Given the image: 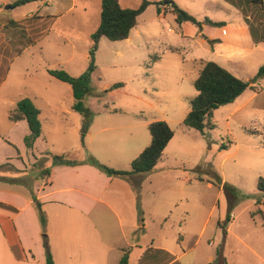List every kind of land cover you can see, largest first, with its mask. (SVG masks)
Masks as SVG:
<instances>
[{
	"label": "rangeland",
	"instance_id": "obj_1",
	"mask_svg": "<svg viewBox=\"0 0 264 264\" xmlns=\"http://www.w3.org/2000/svg\"><path fill=\"white\" fill-rule=\"evenodd\" d=\"M36 1L31 0V7L15 10L6 9L0 2V23L6 17L9 21H20L29 13L40 12L31 17L29 24L17 25L8 34L19 36L22 40L28 37L29 32L37 40L47 35L41 44L34 47L33 50L38 53L32 56L31 61L41 62L44 50L52 69L67 67L68 70H64L70 75H82L89 66V50L93 44L91 36L101 22L102 1ZM207 1V15L213 21L230 22L242 20L244 16L240 9L224 0H179V3L187 2L197 11L199 6L195 3ZM235 1L244 9L254 31V47L240 34L244 55L231 59L218 57L212 51L215 44L183 37L173 15L159 16L154 5L140 16L138 26L133 29L128 41L101 40L96 53L97 69L92 77V95L84 103L94 118L136 121L140 128L132 132L146 145L151 142L146 124L158 120L170 121L176 135L165 150L162 166L167 172L161 173L157 178L161 179L158 185L153 186L162 194L156 192V196L149 193V196L156 202L162 195L165 205L162 209L166 210V218L169 219L166 225L168 241L177 245L182 237L187 247L194 248L185 259L194 256L196 261L205 262L224 247L229 264H263L260 259H264V220L254 219L252 214L261 210L262 213L257 214L264 216V195L257 188L259 179L264 178V80L255 84L256 89L244 92L237 102L216 110L213 120L215 129L206 130L203 135L183 125L189 101L197 95L194 81L202 68L199 59L217 62L245 81L252 80L264 66V42L259 39L264 36V7L248 4V0ZM48 2L52 11L60 9L65 13L52 25L47 19L42 21V15L48 17ZM121 2L128 8H138L142 0ZM73 3L76 8L68 11ZM217 4H222L226 10ZM165 6L168 7V4L159 8ZM208 32L211 34L210 30ZM236 36L231 33V37ZM64 37L69 40L64 41ZM41 46L44 47L42 51ZM170 47L178 50L172 51ZM155 55L161 60L149 68ZM16 65L14 70L25 66ZM120 82L126 84L125 88L110 89ZM33 91H39L46 97L52 96V102L44 98L34 102L41 112L40 121L48 154L33 165L40 170L39 173L34 171L37 178L42 175L44 167L50 169L52 156L94 157L87 147V132L85 148L82 145L85 118L73 108L75 100L70 85L55 80L43 69L34 77L17 74L0 94V101L34 94ZM105 161L101 163L111 168L114 167L107 161L116 165L113 160ZM0 172L17 173L18 170L4 166ZM225 185L233 190L234 197L225 190ZM230 208L232 211H229ZM228 216L231 221L236 219L233 234L241 235L254 252L240 246L232 234L225 238L219 222L223 227L227 226Z\"/></svg>",
	"mask_w": 264,
	"mask_h": 264
},
{
	"label": "crops",
	"instance_id": "obj_2",
	"mask_svg": "<svg viewBox=\"0 0 264 264\" xmlns=\"http://www.w3.org/2000/svg\"><path fill=\"white\" fill-rule=\"evenodd\" d=\"M17 1L0 0L6 9L12 10L31 7L32 4L29 2L19 7H13ZM157 1L160 0L152 2ZM174 1L180 8L183 7L197 19L202 16L201 19H198L199 21L208 18V1L195 3L199 6L197 11H194L187 2L180 4L179 0ZM35 2L37 1L35 0ZM49 2L46 4L48 17L42 15V21L47 19V22L52 25L59 21L65 13L60 9L52 11V6H48ZM119 2L122 7L128 8L123 5L121 0ZM152 6L154 5H150L148 8ZM217 6L226 10L222 4H217ZM165 7L160 9V13L157 7L159 16L172 14L175 20L172 7ZM74 8H76L75 3L68 11ZM0 11L2 10L0 9ZM38 13L40 12L29 13L20 21L15 19L9 21V17H6V20L0 23V94L6 89L14 75L25 74L34 77V74H37L41 69L50 75L48 70L52 69V65L46 60L48 56L43 50L44 47L41 46V51L43 50V52L40 51L41 62L31 61L32 56L38 53L33 50L34 47L38 43L41 44L42 39L45 40L44 37L47 35L37 40L29 32L28 37L22 40L19 36L8 34L9 30L16 29L17 25L29 24L28 21L31 17ZM219 22H225L226 26L214 28L203 25L201 31L189 22L181 25L176 23L185 38L199 39L201 43L219 40L220 43H216L212 48L213 54L218 57L231 59L244 55L245 49L241 36L247 43L251 42L252 47L255 46L252 43L254 39L252 30L244 16L242 20ZM209 30L211 34L208 32ZM133 31L129 38L123 41H128ZM232 32L237 36L231 37ZM202 36L207 37V40ZM66 39L69 40L67 37H64L63 40L66 41ZM169 49L178 50L174 47ZM156 56L158 58L153 61ZM152 57V61L148 65L149 68L161 60L158 55ZM199 60L200 64L202 61H207ZM36 63H38L37 66ZM16 64L25 66L17 67L18 70H14ZM62 68L68 70L67 67ZM18 86L19 83L16 89ZM33 92L34 94L25 95L33 103L39 98L52 102L51 95L46 97L39 91ZM25 96L0 101V122L9 121L8 125L6 122L0 124V166H10L18 170L17 173L0 172V264H47L45 241L49 244L55 264H122L124 259L127 260L125 264H211L216 260L217 253L214 256L210 255L205 262L196 261L194 256L185 259L188 253H193L194 248L187 247L182 237L178 239L177 245L170 243L166 238L168 231L166 225L169 224V219L166 218V210L162 209L165 206L161 199L162 195L156 202L149 196V193L156 196H158L156 192L161 193L158 188L153 189V186L158 185L161 180L157 179L160 174L167 172L162 166L166 149L155 169L145 175H134L129 178L109 177L88 164L86 160L89 157L83 155L80 157L65 156L68 160L77 162V165H52L50 169L44 167L42 170H48L49 174L40 175L37 178V175L34 174L36 168L33 165L48 155L45 135L42 131L34 147L29 149L25 143L26 136L30 134L27 121L12 122L9 118L10 113L16 109L18 102ZM190 101L187 115L190 112ZM165 122L171 127L170 121L166 120ZM151 123L146 124L148 131ZM137 128H140L137 122L127 118L108 120L95 117L86 134L88 150L98 162L105 163V160H113L116 165L112 164V161H107L114 167L113 169L129 171L132 162L150 145L137 139L132 132ZM83 147L85 148V143ZM36 171L40 172V170ZM194 181L198 182L199 180ZM138 185L140 186L139 195L135 188ZM34 197L40 202L46 216L45 228L42 226L39 211L33 201ZM138 205L142 211L141 221ZM257 213L261 214L262 211H254L253 218L264 220V216L260 217ZM230 221L223 229L225 238L227 239L232 234L239 241L240 246L254 252L241 235L233 234L236 219ZM221 249L225 257L224 247ZM260 260L264 264V259Z\"/></svg>",
	"mask_w": 264,
	"mask_h": 264
},
{
	"label": "trees",
	"instance_id": "obj_3",
	"mask_svg": "<svg viewBox=\"0 0 264 264\" xmlns=\"http://www.w3.org/2000/svg\"><path fill=\"white\" fill-rule=\"evenodd\" d=\"M234 7L240 9L245 21L250 26L252 34L254 36L253 28L249 23V18L245 14L244 9L235 0H226ZM31 2V0H18L13 7H19ZM167 3L172 7V13L175 15L176 22L181 25L189 22L195 25L200 31L203 25H207L214 28H222L226 26L225 22H215L210 18H205L203 21H199L195 16L191 15L186 10L180 8L174 0H161L152 2L149 0H143L138 8H124L120 4L119 0H102V12L101 22L97 30L92 34V47L89 50V66L87 70L80 76L74 77L63 69H50L48 73L62 81L69 84L73 90L74 96V110L81 113L84 116V129L82 133V145L84 146L85 134L88 131L92 121L93 114L85 106V99L92 95V77L97 69L96 66V53L99 48V42L101 38L105 37L112 42L123 41L129 38L131 31L138 25V18L146 11L150 5H156L158 12L160 13L159 6ZM248 4L255 5L259 8L264 7V0H248ZM207 40V37L202 36ZM264 41V36L260 37ZM220 43L219 40L209 41L210 45ZM158 58L154 57L153 61ZM202 69L199 72L197 79L194 82V86L198 92L197 96L190 101V112L186 116L183 125L187 128L194 129L201 134H205L206 130H213L216 128L214 124V113L221 107L234 103L246 90L256 89L255 84L264 79V66H262L257 75L250 81H245L232 72L222 67L214 61H202ZM125 84L115 83L111 86V90H117L124 88ZM40 110L29 98H24L18 102L17 107L10 113V120L12 122H19L22 120L27 121L30 134L26 136L25 143L29 149L34 147L36 140L42 134V124L40 121ZM149 131L152 137L150 145L132 162L131 170L122 171L110 168L106 165L98 162L94 157H89L86 162L109 177H123L129 178L134 175H145L152 172L156 165L162 159L164 150L174 138L175 131L165 121H156L149 125ZM52 165H77V162L68 160L65 156H52ZM2 166H0L1 168ZM41 173L48 175L49 171L43 170ZM138 191L140 186L135 187ZM225 190L232 194L233 190L225 185ZM258 190L264 195V178H260L257 185ZM250 197V196H245ZM237 198V197H235ZM33 201L39 211L40 220L42 226L45 228L47 219L42 210L40 202L34 197ZM232 211L230 208L229 211ZM138 212L141 221L142 211L138 205ZM230 221V216L227 217V222ZM220 226L223 227L222 223ZM45 248L47 254V264H55L49 244L45 241ZM126 259L122 264L126 263ZM211 264H228L226 258L223 255L222 249L218 250L216 260Z\"/></svg>",
	"mask_w": 264,
	"mask_h": 264
}]
</instances>
